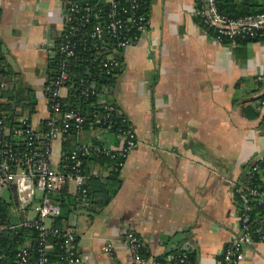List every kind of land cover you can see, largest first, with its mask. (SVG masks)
Wrapping results in <instances>:
<instances>
[{
    "label": "crops",
    "instance_id": "obj_1",
    "mask_svg": "<svg viewBox=\"0 0 264 264\" xmlns=\"http://www.w3.org/2000/svg\"><path fill=\"white\" fill-rule=\"evenodd\" d=\"M62 5L63 0H0V102L21 97L15 106L20 119L28 110L21 103L33 95L30 121L37 129L44 128L41 120L48 114L42 88L63 29ZM194 5L195 0H150L146 33L116 51V74L98 86V97L128 116L138 142L111 182L108 203L92 213L84 199L70 213L86 254L82 264H131L125 229L139 235L151 255L163 253L168 239L185 232L196 264H219L217 252L240 231L235 187L264 150V106L258 107L264 33L234 45L218 41L195 20ZM90 129L53 140L55 168L61 169L63 146L95 141L121 150L116 132L93 136ZM87 167L86 178H106L111 165L90 161ZM68 189L76 193L74 179ZM33 213L27 210V217ZM107 241L113 242L110 252L103 249ZM244 252L240 264H264V240L246 245Z\"/></svg>",
    "mask_w": 264,
    "mask_h": 264
},
{
    "label": "built area",
    "instance_id": "obj_2",
    "mask_svg": "<svg viewBox=\"0 0 264 264\" xmlns=\"http://www.w3.org/2000/svg\"><path fill=\"white\" fill-rule=\"evenodd\" d=\"M191 14L198 17L205 33L218 41L236 44L240 39L261 37L264 33V11L239 17H230L219 11L217 0H199ZM149 0H63V29L53 43L56 72L45 81L42 94L52 111L44 118L43 129L31 125L27 110L20 117L21 126H8L0 118V235L3 230H15L18 226H35L44 237L57 229L45 224V219L61 213L60 205L50 193L65 179H74L77 190L86 192L83 186L81 155L90 153H114L100 144L83 143L78 150L64 154L70 169L66 175L52 163L51 145L55 139H66L72 132L84 130L86 115L72 107V97H81L91 107V135L100 134L116 125V134L123 139L120 153L126 157L137 145L134 126L125 112L113 101L98 97L95 79L116 74V51L137 43L149 25ZM0 57V88L2 80ZM264 92V73L258 75ZM96 95L97 99L93 97ZM90 98V99H89ZM63 102L68 106L63 107ZM264 106V98L258 107ZM1 113V111H0ZM22 143L24 149L18 147ZM262 163V164H261ZM240 208L238 219L240 231L232 234L225 246L217 252L219 264H240L245 257V246L264 240V231L251 220L253 204H264V150L257 161L249 164L247 172L235 187ZM14 195V196H13ZM35 199V200H34ZM10 203L8 213L1 212L2 204ZM29 206V207H27ZM33 209L34 218L27 217ZM12 217V219H10ZM184 232V231H183ZM257 233V238L253 237ZM62 258L67 264H82L85 254L81 251L77 234L71 221L64 229ZM182 237L166 241L162 257L151 255L145 242L131 229L124 230V241L130 254L131 264H196L189 256L192 243ZM113 242L107 241L103 249L111 251ZM176 248L175 253L172 249ZM51 245L40 241L35 264H49ZM28 249L23 240H16L13 264H28Z\"/></svg>",
    "mask_w": 264,
    "mask_h": 264
},
{
    "label": "trees",
    "instance_id": "obj_3",
    "mask_svg": "<svg viewBox=\"0 0 264 264\" xmlns=\"http://www.w3.org/2000/svg\"><path fill=\"white\" fill-rule=\"evenodd\" d=\"M150 3V0H149ZM200 1L195 0V5H199ZM150 5V4H149ZM217 6L219 11L226 13L230 17H239L247 14H253L257 12L264 11V0H217ZM149 10V9H148ZM195 20L199 22L198 17L193 15ZM199 24L203 27V25L199 22ZM260 37L255 38H243L240 40L249 41V40H257ZM54 56L51 57L47 64V81H49L52 76L56 72V61H55V48ZM2 59V55L0 54ZM118 57V56H117ZM113 78V76H100L95 79L96 87L98 90V86L108 82ZM259 81V80H258ZM262 85V82L259 81ZM21 98V97H20ZM20 98H13V102L8 100V102H0V118L3 119L4 123L8 126H21V122L16 118V107L20 101ZM264 98V92L258 95V99ZM90 99V98H89ZM94 100L97 99L96 95L93 97ZM69 102L72 107L81 111L87 117V121L84 124V128L89 127L91 123V118L89 117L91 107H88L87 102L83 101L81 97H72ZM63 102V107L68 106V103ZM37 103L36 98L31 95L29 96V100L25 101V103H21L23 109H28V116L31 119L32 114L30 112L34 111L35 105ZM16 106V107H15ZM25 112V111H24ZM52 111L48 108V114ZM254 112V110H253ZM52 114V113H51ZM257 114V113H253ZM43 122V120H41ZM45 125V122H44ZM108 130L116 132V125H113ZM92 143L99 144L95 141H90ZM83 144V143H82ZM82 144L79 146L68 149L63 146L64 154L71 152L72 150H78ZM101 145V144H100ZM102 146V145H101ZM18 147L20 149H24L23 144L18 143ZM106 148V147H105ZM114 155L106 154L104 152L97 153L94 150H91L90 153L86 155H81L83 159L82 172L86 175L85 168L87 167V163L92 162H100V163H108L111 165L110 171L106 178H102L100 176L89 174L88 177L84 179L83 186L86 188V192L82 193L81 190H77L76 193L69 192L68 189V178L65 179L64 182L58 184L54 190L50 193L51 198L57 202L61 207V213L55 216L51 221V227L57 229V233H53L50 231L44 237L39 235V229L35 226H18L15 230H3L0 235V264H13L16 252V240H23L27 245L28 249V264H35L38 257V245L40 241H45L47 244L51 245V249L49 250V264H67V262L61 257L63 254L62 242L64 240V229L69 221L70 213L83 201L86 199L89 204V210L92 213L98 212L99 209L104 207L109 201V192L114 190L113 180H117V175L120 170V167L123 163L124 156L120 153V151L112 150ZM262 164V163H261ZM70 166L69 162L66 158L62 156L61 160V173L64 175L69 171ZM14 196V195H13ZM238 199V197H237ZM10 203H3L1 212L5 216L8 213L7 208ZM240 208V203L238 199V211ZM251 220L254 222V225H259L264 231V204H253L252 209L250 211ZM12 219V217L10 218ZM253 237L257 238V233L253 232ZM175 253L177 249H172ZM163 253L159 254V257H162ZM190 260L195 262V252H191L189 256ZM176 264H185L183 262H176Z\"/></svg>",
    "mask_w": 264,
    "mask_h": 264
},
{
    "label": "rangeland",
    "instance_id": "obj_4",
    "mask_svg": "<svg viewBox=\"0 0 264 264\" xmlns=\"http://www.w3.org/2000/svg\"><path fill=\"white\" fill-rule=\"evenodd\" d=\"M34 60L37 61V62H39V64H38V65H39V66H38V67H39L38 71H39V74L42 75V63H41V62H42L43 58H41V57L38 55V56H36V57L34 58ZM40 75H39V76H40ZM34 86H35V88L37 89V88H40L41 85H40V83H39L38 81H36L35 84H34ZM39 102L41 103V100H40ZM36 111H38L37 108H36ZM39 111H41V108L39 109ZM36 113H37V112H36ZM41 113H42V111H41ZM33 211H34L33 209H29V214H30V215H34ZM84 254H85V252H84ZM85 255H86V254H85Z\"/></svg>",
    "mask_w": 264,
    "mask_h": 264
},
{
    "label": "water",
    "instance_id": "obj_5",
    "mask_svg": "<svg viewBox=\"0 0 264 264\" xmlns=\"http://www.w3.org/2000/svg\"><path fill=\"white\" fill-rule=\"evenodd\" d=\"M86 172V171H85Z\"/></svg>",
    "mask_w": 264,
    "mask_h": 264
}]
</instances>
